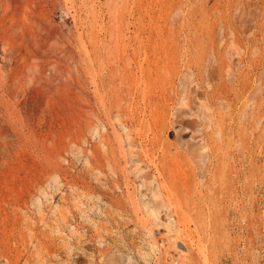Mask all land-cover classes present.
I'll return each instance as SVG.
<instances>
[{"label":"rangeland","instance_id":"rangeland-1","mask_svg":"<svg viewBox=\"0 0 264 264\" xmlns=\"http://www.w3.org/2000/svg\"><path fill=\"white\" fill-rule=\"evenodd\" d=\"M0 264H264V0H0Z\"/></svg>","mask_w":264,"mask_h":264},{"label":"bare ground","instance_id":"bare-ground-1","mask_svg":"<svg viewBox=\"0 0 264 264\" xmlns=\"http://www.w3.org/2000/svg\"><path fill=\"white\" fill-rule=\"evenodd\" d=\"M254 1V0H253ZM257 1H259V0H257ZM223 84V83H222ZM221 85V84H220ZM220 85H218L219 86V88H220ZM225 86V85H224ZM223 86V87H224ZM218 87H216V89H217ZM222 88V87H221ZM220 88V89H221ZM215 89V90H216ZM225 90V92H226V87L224 88ZM214 90V91H215ZM218 90H216L215 92H217ZM224 91L222 90V94H224ZM228 91V90H227ZM220 93L221 92H219L217 95H220ZM161 207L163 208V209H165L166 210V212H167V214L168 215H170V214H173V212H174V207L172 206V205H169V204H165V203H163V204H161ZM226 212V211H225ZM227 213V212H226ZM226 213H224V215L226 214ZM218 215H216V217H215V220H216V222L217 221H221L222 219H224L225 220V218L223 217V215H222V217L223 218H220L219 216L217 217ZM227 216V214L225 215V217ZM227 218V217H226ZM221 219V220H220ZM169 227H170V229H171V231L174 233V234H176V235H178V234H180V225H179V223L175 220V219H172L171 218V222L169 223ZM254 227H255V225H254V222L253 221H251L250 223H249V225H248V228H249V237H248V249H249V251L250 252H252L253 251V249H254V241H255V239H254V233H253V231H254Z\"/></svg>","mask_w":264,"mask_h":264},{"label":"crops","instance_id":"crops-1","mask_svg":"<svg viewBox=\"0 0 264 264\" xmlns=\"http://www.w3.org/2000/svg\"><path fill=\"white\" fill-rule=\"evenodd\" d=\"M237 260H239V258H237Z\"/></svg>","mask_w":264,"mask_h":264}]
</instances>
